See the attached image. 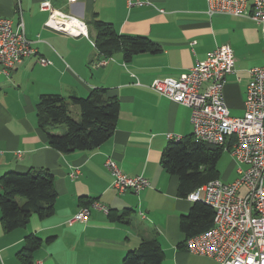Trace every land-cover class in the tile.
<instances>
[{
    "label": "crops",
    "instance_id": "1",
    "mask_svg": "<svg viewBox=\"0 0 264 264\" xmlns=\"http://www.w3.org/2000/svg\"><path fill=\"white\" fill-rule=\"evenodd\" d=\"M43 1L60 11L62 3L65 13L85 23L88 34L75 37L46 26L49 12L41 9ZM151 1L152 6L129 8L126 0H0V17L15 23L22 17L37 50L9 76L0 74V177L47 169L57 193L53 215H33L26 227L13 231L5 230L0 207V264H24L19 253L30 235L42 239L32 254L33 264H123L130 250L150 239L162 246L161 264H217L188 251L180 223L194 202L179 194V178L161 166L162 152L171 141L167 134L183 140L192 136L191 110L150 85L158 78H180L217 47L229 44L235 71L227 78L224 98L230 114L243 117L249 71L264 66V31L246 17L208 16L207 0ZM99 20L120 36L150 39L156 50L138 53L130 61L122 53L106 58L95 44ZM39 57L50 63L41 65ZM95 89H105L120 102L112 137L92 151L62 153L52 148L39 128L40 97L55 94L70 102ZM69 109L74 118L80 117L78 105L70 102ZM108 158L130 176H145L150 186L139 194H120L105 167ZM75 168L81 172L77 178L70 175ZM2 190L0 183V194ZM85 201H98L119 215L126 209L134 213L125 218L130 223H120L92 210L88 222L70 225Z\"/></svg>",
    "mask_w": 264,
    "mask_h": 264
},
{
    "label": "built area",
    "instance_id": "2",
    "mask_svg": "<svg viewBox=\"0 0 264 264\" xmlns=\"http://www.w3.org/2000/svg\"><path fill=\"white\" fill-rule=\"evenodd\" d=\"M64 1L73 4L77 0ZM126 1L129 8L153 5L151 0ZM207 4L206 13L210 17L216 14L246 17L264 31V0H207ZM40 6L49 12L46 26L75 37L88 34L84 22L54 8L50 1H43ZM36 55L23 18L15 23L11 18L0 17V74L9 76L25 59ZM39 63L45 66L50 62L39 57ZM234 66V50L224 44L180 78H158L150 88L191 110L194 141L224 146L238 165L239 176L233 182L215 179L188 194L190 202H201L214 210L212 228L189 238L188 251L211 257L217 264H264V66L249 71L245 114L233 117L225 102L224 89ZM167 138L183 140L171 133ZM105 167L113 177V188L120 194L126 191L139 194L150 186L145 176L124 173L111 158L106 160ZM80 173L75 168L70 175L77 178ZM92 210L110 212L108 207L93 201L82 206L68 223L88 222Z\"/></svg>",
    "mask_w": 264,
    "mask_h": 264
},
{
    "label": "trees",
    "instance_id": "3",
    "mask_svg": "<svg viewBox=\"0 0 264 264\" xmlns=\"http://www.w3.org/2000/svg\"><path fill=\"white\" fill-rule=\"evenodd\" d=\"M98 50L110 58L122 53L125 61L136 54L155 51L154 43L146 37L120 36L114 27L103 21H96ZM72 102L80 107V117L74 118L69 109ZM67 102L60 95H43L38 103L39 128L47 135L49 145L62 152L77 150L92 151L106 143L114 134L120 117V102L116 96H109L105 89H95L86 98H72ZM224 146L197 143L193 137L187 140H171L162 152L161 166L170 175L179 178V194H188L208 182L220 179L218 163ZM2 193L0 207L2 224L6 231L24 228L33 215L40 218L53 215L57 193L54 175L47 169H30L25 173L7 172L0 177ZM83 200V199H81ZM93 201H85L89 205ZM134 211L126 209L122 215L110 210L109 217L114 222L130 223L125 218ZM214 210L201 202H195L190 213L183 215L180 227L189 238L212 228ZM42 239L35 235L27 237L26 246L19 257L24 264H33L32 254L39 249ZM164 258L162 246L157 239L143 241L130 250L123 264H161Z\"/></svg>",
    "mask_w": 264,
    "mask_h": 264
},
{
    "label": "rangeland",
    "instance_id": "4",
    "mask_svg": "<svg viewBox=\"0 0 264 264\" xmlns=\"http://www.w3.org/2000/svg\"><path fill=\"white\" fill-rule=\"evenodd\" d=\"M60 8L64 12L67 11L66 7L60 3ZM235 158L230 151L224 150L223 155L218 163V170L221 174V180L225 182L232 181L237 176V167Z\"/></svg>",
    "mask_w": 264,
    "mask_h": 264
}]
</instances>
